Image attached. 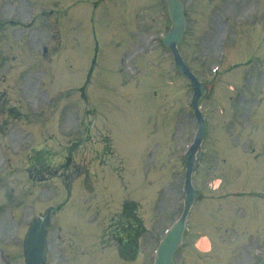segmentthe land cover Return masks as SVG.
Segmentation results:
<instances>
[{
    "label": "rangeland",
    "instance_id": "374dc122",
    "mask_svg": "<svg viewBox=\"0 0 264 264\" xmlns=\"http://www.w3.org/2000/svg\"><path fill=\"white\" fill-rule=\"evenodd\" d=\"M14 2V5H10L8 8H4L5 17L8 13L9 15L10 13H15L17 21L26 19L28 16L29 7H27L26 4L19 5L16 0H14ZM3 3L4 2H1L0 0V11L3 10ZM162 3L163 2H161V0H112L97 9L98 11L92 7H89L88 9L83 11L80 10L81 7L76 8L69 11L68 17L64 19V21L66 22H72V25L75 28L74 35H68L69 40L72 42L76 40L83 47L81 60L82 65H79V67L75 71L72 70L73 74L84 73L86 77V72L89 71L92 66V58L94 52L96 53L97 51L95 71L93 77L91 78L89 95L90 98H93L92 100L96 101L97 103H99L100 100H104L101 108L106 114V124L113 133L115 146L118 153L121 156H124L128 176L130 172L129 178H131V184L134 189H132V192L137 199L138 197L142 198V200H135V202L138 204V206H144V208L142 207V209H144V212L142 214L144 217H152V219L150 218V220H148L150 228H153V226L156 227L160 221L156 220L155 222V219L159 218L157 212H151V216H148L149 211L147 209L150 207V209H152L153 206L159 207L160 202L163 200L168 202V207L172 209V212L169 215L167 213L165 214L168 218L169 216H172V214L181 213L183 197H181L180 195V189L182 188V186L178 184V181L182 176H180V172L179 174L178 172H175L177 175V178H175V180L177 181V186L174 185L171 189H167L163 181H161L162 184L159 183V186L154 185V187H152L150 177H148L146 186L142 185L143 180L146 182V177H144L143 173H141V157L148 154L149 152L146 151H149L151 148L154 149V154L158 155L160 160H164L171 154L172 145L165 139L163 134V113L160 110V105H158V101L156 100L154 95L146 94V84H144V86L140 90L141 92L132 84L130 86L123 84V82L129 80V77L131 76V72L128 68H126L124 73H122V70L125 68V66L127 67L129 65V61L124 62V58L127 53L126 50L131 45V38L125 32V24L121 20L125 17V20H127L129 23H135L134 17L137 18V20L135 19L137 21V23L135 24L136 27L134 25V27L132 28V30H134V28H136L137 30L132 33V36L138 41L142 40L141 43L144 49L146 47L147 40L154 35H162V33L165 32L166 25L169 24ZM45 4V2H40L35 5L42 8L46 6ZM132 10L135 11L133 12ZM128 11H131L133 15ZM200 11L201 10L195 12L193 8H191V16L188 25L191 42L190 44H185V46H183V52L186 55L194 56V58H191V61L194 64H199V66L202 67V65L200 64L201 59L199 54L202 53L203 55H206V53L211 50L213 41L215 42V40L213 39L212 34L209 33V31L211 30L210 18L209 21L206 19L199 22L198 14L200 13ZM43 12L46 14L45 11ZM127 12L129 13V15L127 14ZM63 14L64 11L60 15H56L55 17L62 18ZM208 14L210 16L211 11H209ZM43 20L45 21L46 17L42 15L40 20L37 21L40 22ZM18 28L20 27L18 26ZM207 34H209V36ZM234 42H236V40ZM253 47L255 49L251 48V46L247 42L238 40L236 42V49L240 55L238 59H247V54L258 52L257 49L259 50L260 48V42L258 41V39L254 41ZM153 48V59H151L150 57L147 59H150V61H152L154 64L161 62L163 63L166 61V59L171 57V55L163 54L162 47L160 48L159 46L155 45ZM198 49H200V51L198 52L199 54L195 55ZM217 50L218 48L216 47L215 51ZM260 51L263 52L264 49H261ZM257 54H259V52ZM143 55L145 59L147 55ZM135 81H137L136 83L134 82L135 84H137V86L142 85V82L139 84V76L135 78ZM123 94L130 95L131 99H123ZM176 97V93L170 94V102L167 104H177V101H172L173 98ZM176 106L177 105H175L174 107ZM207 107L211 108V105L209 104L207 105ZM94 114H98V112ZM94 118L95 119L92 121L94 125L95 121L97 122L96 127H94L93 129L94 139L89 145V150H86V148L83 146L77 151L76 161L77 163H80L81 160L85 159L84 157H86V160H88V164L91 169H94L95 173H99V177L101 179L102 177H105L107 175V169L112 164L115 167V163L118 159L114 157H121L117 155L116 152L112 154L113 149L111 148V146L105 148V155L102 154V152H97V149H101L103 145H96L97 143L94 144V142L96 139L101 141V137L103 138V136L101 135V124L104 127H106V125L104 124V122H100L101 117H99L98 115ZM154 122L157 123V132L155 131ZM171 125V121H168L166 123L168 129L171 127ZM189 127L190 130L188 129V134L190 135V133H192L191 131L194 129V124H189ZM152 131H155L154 135H151ZM80 132L81 131H76V127H74L72 137L76 139V136ZM179 135L180 133L175 131V133L172 134V141L174 139L177 140L179 138ZM93 144L94 146L92 147ZM156 148H159L158 152L155 150ZM104 159L106 161V165L103 166L101 165V163ZM109 161H111L112 164H108ZM111 173L113 172H108V174ZM213 174L214 176L212 177L216 178L217 173ZM166 178L167 177L165 175L161 176L162 180H166ZM175 183L176 182L174 181V184ZM105 186L109 188L110 196L112 198L114 197L115 199L114 205L116 210L114 211L120 212L122 210L121 203L126 195L119 187L120 183L118 177L114 175H108V180ZM240 186L243 187V183H235L231 186V188L234 187V190H239ZM49 189H51L52 192L54 191L53 186L48 187L46 190L49 191ZM79 189L82 194L83 188ZM204 189L207 191L206 188ZM260 190L264 191V189L262 188H260ZM127 192H129V189H127ZM49 196V193L43 192L40 198L38 197L28 199V201L26 202V214L24 218L25 226H28V223L31 221V217H33V215L39 211L40 206L49 201L47 199ZM99 196L101 198V194ZM143 197H146L147 199L149 198V200L143 199ZM119 199L120 201H118ZM246 200L249 202L241 205V200L233 199L232 203L235 204V206L232 209H230V207L226 205H222L221 208H219V205L216 203V212H218L219 215H222L227 211H231L235 230L243 228L254 229L263 226L264 214L256 210L255 204L253 202L256 200ZM109 204L110 202H108V205ZM178 208L179 210L175 213V209ZM61 220L65 223L66 227H69V229H71L72 232L79 233L86 237L90 234H92L93 237H96L100 231L102 232L101 223H90L88 222V220L85 221L84 218L77 217L75 214V206L73 205H70L68 207L67 211L62 215ZM196 220L197 215L191 218V226ZM96 221H100V219H97ZM163 226L164 225H161L160 228H162ZM74 228H77V230H74ZM225 229H220L219 231L224 233ZM16 232L17 226L14 224V222L10 221L9 233L16 234ZM231 233H233V230H231ZM19 236L21 237V234H19ZM148 240L150 241V243H152L153 247L156 245V241L154 240V242L153 240H151L150 235H148ZM145 243L147 242L144 241L142 243L143 248H141L142 253L140 257H144L146 255L144 252ZM111 248H113L112 250H114V244H111ZM111 248H108V250H111ZM57 252L58 251L55 249L54 243L53 247L51 248V259H54V256ZM87 252L90 255L93 254L91 248L88 249ZM188 252L189 250H187L185 256L189 260L188 264H190L191 257L189 256L190 253Z\"/></svg>",
    "mask_w": 264,
    "mask_h": 264
},
{
    "label": "flooded vegetation",
    "instance_id": "af4514ba",
    "mask_svg": "<svg viewBox=\"0 0 264 264\" xmlns=\"http://www.w3.org/2000/svg\"><path fill=\"white\" fill-rule=\"evenodd\" d=\"M4 64V61L0 63V122L1 119L16 120L21 115L20 109L24 106L26 92L35 96L38 90L35 80L27 84L25 75H13L10 68L3 67Z\"/></svg>",
    "mask_w": 264,
    "mask_h": 264
},
{
    "label": "water",
    "instance_id": "95a60500",
    "mask_svg": "<svg viewBox=\"0 0 264 264\" xmlns=\"http://www.w3.org/2000/svg\"><path fill=\"white\" fill-rule=\"evenodd\" d=\"M169 3V10L172 19L175 21V32L180 34L184 29V16H183V9L180 3V0H168ZM190 202L188 203L187 210L190 207ZM184 227V218L181 220L177 228L172 233V236L181 235L182 229Z\"/></svg>",
    "mask_w": 264,
    "mask_h": 264
}]
</instances>
